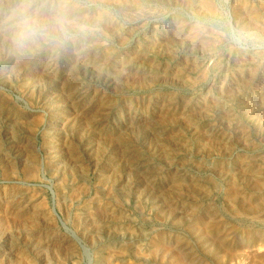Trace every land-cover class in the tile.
<instances>
[{
	"label": "rangeland",
	"instance_id": "1",
	"mask_svg": "<svg viewBox=\"0 0 264 264\" xmlns=\"http://www.w3.org/2000/svg\"><path fill=\"white\" fill-rule=\"evenodd\" d=\"M0 111V264H264V0H0Z\"/></svg>",
	"mask_w": 264,
	"mask_h": 264
},
{
	"label": "bare ground",
	"instance_id": "2",
	"mask_svg": "<svg viewBox=\"0 0 264 264\" xmlns=\"http://www.w3.org/2000/svg\"><path fill=\"white\" fill-rule=\"evenodd\" d=\"M241 6H243V5H241ZM205 7H206V6H205ZM208 7H209V6H208ZM238 7L240 8V6H238ZM244 7H247V6H244ZM244 10H245V9H244ZM202 12H203V11H202ZM240 12H241V11H240ZM243 13H244V12H243ZM244 14H245V13H244ZM247 14H248V13H247ZM246 16H247V15H246ZM239 17H240V16H239ZM241 17H242V16H241ZM241 19H242V18H241ZM248 20H249V19H248ZM250 20H251V19H250ZM67 21H68V20H67ZM6 23H7V22H6ZM251 23H252V22H251ZM251 23H250V24H251ZM66 24H67V23H66ZM78 24H79V23H78ZM240 24H241V23H240ZM246 24H247V23H246ZM255 24H256V22H255ZM177 25H178V24H177ZM249 27H250V26H249ZM254 27H255V26H254ZM248 30H249V29H248ZM251 30H252V29H251ZM255 30H256V29H255ZM252 31H253V30H252ZM254 32H255V31H254ZM204 34H205V33H204ZM210 36H211V35H210ZM204 37H205V36H204ZM261 37H262V36H261ZM193 38H194V37H193ZM200 38H201V37H200ZM196 39H197V38H196ZM203 39L205 40V38H203ZM218 39H219V38H218ZM206 40H207V39H206ZM220 40H221V39H220ZM198 41H199V40H198ZM207 41H208V40H207ZM190 42H191V41H190ZM210 42H211V40H210ZM214 42H215V41H214ZM215 43H217V42H215ZM211 45H212V44H210V46H211ZM213 45H214V44H213ZM206 48H207V47H206ZM251 57H252V56H251ZM260 58H261V57H260ZM255 59H256V58H255ZM257 59H259V58L257 57ZM239 61H240V60H239ZM256 61H257V60H256ZM242 62H243V61H242ZM254 63H255V62H254ZM124 67H125V66H124ZM119 68H120V67H119ZM121 68H122V67H121ZM255 70H256V69H255ZM238 90H239V89H238ZM1 108H2V107H1ZM0 112H1V111H0ZM13 117H14V114H13ZM137 155H138V154H137ZM135 156H136V155H135ZM135 159H136V158H135ZM7 162H8V161H7ZM243 163H244V162H243ZM33 164H34V163H33ZM241 164H242V163H241ZM136 165H137V164H136ZM252 165H253V164H252ZM25 166H26V165H25ZM239 166L242 167V165H239ZM243 167H244V166H243ZM245 167L248 168V166H245ZM255 167H257V166H255ZM30 168H31V167H30ZM219 169H220V168H219ZM239 169H240V168H239ZM258 169H259V168H258ZM243 171H244V170H243ZM254 171H255V170H254ZM224 172H225V171H224ZM255 172H257V171H255ZM29 173H30V172H29ZM62 183H63V182H62ZM176 184H177V183H176ZM61 186H62V185H61ZM63 186H64V185H63ZM111 188H112V187H111ZM63 191H64V188H63ZM165 196H166V195H165ZM165 196H164V197H165ZM242 197H243V196H242ZM260 197H261V196H260ZM32 200H33V199H32ZM68 200H69V199H68ZM72 200H73V199H72ZM235 200H236V199H235ZM245 200H246V199H245ZM13 201H14V200H13ZM38 201H39V200H38ZM29 202H30V201H29ZM29 202H26V204L29 203ZM66 202H67V201H66ZM89 202H90V201H89ZM248 202H250V201L248 200ZM7 203H8V202H7ZM93 203H94V202H93ZM159 203H160V201H159ZM10 204H12V203H10ZM24 204H25V203H24ZM26 204H25V205H26ZM36 204H37V203H36ZM156 204H157V203H156ZM249 204H250V203H249ZM39 205H40V204H39ZM95 205H96V204H95ZM97 205H98V203H97ZM162 205H163V204H162ZM246 205H247V204H246ZM246 205H245V206H246ZM5 206H6V205H5ZM5 206H4V207H5ZM8 206H10V205H8ZM8 206H6V207H8ZM12 206H13V205H12ZM252 206H253V205H252ZM10 207H11V206H10ZM26 207H27V205H26ZM36 207H37V209H38V206H36ZM108 207H109V206H108ZM8 208H9V207H8ZM21 208H22V207H21ZM89 208H90V207H89ZM256 208H257V207H256ZM22 209H23V208H22ZM35 209H36V208H35ZM35 209H34V210H35ZM113 209H114V208H113ZM4 210H5V209H4ZM43 210H44V209H43ZM83 210H84V209H83ZM6 211H7V210H6ZM20 211H21V210H20ZM20 211H19V212H20ZM35 211H36V210H35ZM114 211H115V210H114ZM196 211H198V210H196ZM16 212H17V211H16ZM38 212H39V210H38ZM43 212H44V211H43ZM85 212H86V211H85ZM4 213H5V212H4ZM79 213H80V212H79ZM91 213H92V212H91ZM91 213H90V214H91ZM32 214H33V213H32ZM77 214H78V213H77ZM168 214H169V213H168ZM263 214H264V213H263ZM35 215H36V212H35ZM48 215H49V214H48ZM82 215H83V214H82ZM91 215H92V214H91ZM169 215H170V214H169ZM212 215H213V214H212ZM218 215H219V213H218ZM5 216H6V215H5ZM29 216H30V215H29ZM87 216H88V215H87ZM166 216H167V215H166ZM214 216H215V215H214ZM214 216H213V217H214ZM1 217H2V216H1ZM10 217H11V216H10ZM16 217H20V215L17 214ZM91 217H92V216H91ZM164 217H165V215H164ZM216 217H217V216H216ZM43 218H45V217H43ZM48 218H49V217H48ZM82 218H83V216H82ZM88 218H89V217H88ZM93 218H94V217H93ZM214 218H215V217H214ZM23 219H25V218H23ZM31 219H32V218H31ZM31 219H30V220H31ZM41 219H42V218H41ZM50 219H51V218H50ZM169 219H170V218H169ZM212 219H213V218H212ZM216 219H217V218H216ZM19 220H20V219H19ZM28 220H29V219H28ZM30 220H29V221H30ZM51 220H52V219H51ZM77 220H78V219H77ZM91 220L93 221V219H91ZM94 220H95V219H94ZM161 220H162V219H161ZM81 221H82V219H81ZM88 221H89V220H88ZM88 221H87V222H88ZM170 221H172V220H170ZM170 221H169V222H170ZM175 221H176V220H175ZM218 221H219V220H218ZM0 222H1V221H0ZM3 222H4V221H3ZM3 222H2V223H3ZM20 222H21V220H20ZM33 222H34V221H33ZM33 222H32V223H33ZM46 222H47V221H46ZM48 222H49V220H48ZM70 222H71V221H70ZM82 222H83V221H82ZM220 222H221V220H220ZM16 223H17V222H16ZM64 223H65V222H64ZM213 223H214V222H213ZM215 223H216V222H215ZM13 224H14V223H13ZM17 224H19V223H17ZM85 224H86V223H85ZM90 224H91V223H90ZM6 225H7V224H6ZM30 225H31V224H30ZM46 225H47V224H46ZM65 225H66V224H65ZM96 225H98V224H96ZM210 225H212V223H210ZM23 226H25V225H24V222H23ZM35 226H36V225H35ZM214 226H215V224L213 225V227H214ZM222 226H223V225H222ZM225 226H226V225H225ZM28 227H30V226H28ZM45 227H46V226H45ZM87 227H88V226H87ZM0 228H1V227H0ZM43 228H44V227H43ZM210 228H211V226H210ZM218 228H219V227H218ZM224 228H225V227H224ZM224 228H223V230H224ZM30 229H32V228L30 227ZM65 229H66V228H65ZM208 229H209V228H208ZM208 229H207V230H208ZM227 229H228V228H227ZM230 229H231V228H230ZM230 229H229V230H230ZM34 230H35V229H34ZM67 230H69V232H70L72 238H74V239L77 240V241H80V238H79V236L76 234L75 231H73V230H71V229H69V228H67ZM67 230H66V231H67ZM205 230H206V229H205ZM223 230H220V231H223ZM229 230H228V231H229ZM157 232H158V231H157ZM245 232H246V231H245ZM129 233H130V232H129ZM193 233H194V232H193ZM220 233H222V232H220ZM220 233H219V234H220ZM257 233H258V232H257ZM156 234H157V233H156ZM168 234H169V233H168ZM226 234H228V233H225L224 235H226ZM229 234H230V233H229ZM232 234H233V232H232ZM51 235H52V234H51ZM154 235H155V234H154ZM44 236H45V235H44ZM46 236H47V234H46ZM64 236H65V235H64ZM64 236H62V237H64ZM89 236H91V235H89ZM167 236H168V235H167ZM172 236H173V234H172ZM207 236H208V235H207ZM219 236H220V235H219ZM219 236H218V237H219ZM50 237H51V236H50ZM60 237H61V236H60ZM151 237H152V236H150V238H151ZM153 237H154V236H153ZM227 237H228V236H227ZM45 238H46V237H45ZM69 238H70V237H69ZM155 238H157L156 240H158V242L155 243V244H156L155 247H157V249H158L157 253L160 252V251H165V252L167 251L166 253H169V254H170V252L173 253V252H172V248H170V247H172V244H171V242H170V239H171V238H167L165 234H158ZM224 238H226V237H224ZM57 239H58V238H57ZM148 239H149V238H148ZM148 239H147V240H148ZM183 239H184V238H183ZM54 240H55V239H54ZM173 240H174V239H173ZM35 241H36V240H35ZM150 241H153V240H150ZM221 241H222V239H221ZM221 241H220L219 243H222V244L225 243V242H221ZM45 242H46V241H45ZM139 242H140V241H139ZM183 242H184V241H182V243H183ZM258 242H259V241H258ZM258 242H257V243H258ZM61 243H63V245L65 246L66 244L69 245V244H71L72 242H70L69 240H66V239H65V240H61ZM61 243H60V244H61ZM148 243H149V242H148ZM187 243H188V242H187ZM219 243H218V244H219ZM50 244H51V243H50ZM136 244H137V243H136ZM138 244H139V243H138ZM149 244H150V243H149ZM205 244H207V243H205ZM213 244H214V243H213ZM57 245H58V244H57ZM57 245H56V246H57ZM68 245H67V246H68ZM74 245H75V244H74ZM131 245H132V244H131ZM173 245H174V244H173ZM176 245H177V244H176ZM201 245H202V244H201ZM211 245H212V244H211ZM53 246H54V244H53ZM72 246H73V245H72ZM72 246H69V247H72ZM82 246H83V245H82ZM178 246H179V245H177V247H178ZM180 246H181V245H180ZM184 246H185V245H184ZM215 246H216V245H214V247H215ZM258 246H259V245H258ZM125 247H126V246H125ZM134 247H135V246H134ZM137 247H138V245H137ZM150 247H153V246H150ZM150 247H149V248H150ZM198 247H199V246H198ZM210 247H211V246H210ZM210 247H209V248H210ZM220 247L222 248V245H221ZM245 247H246V246H245ZM259 247H260V246H259ZM52 248H53V247H52ZM67 248H68V247H67ZM138 248H139V247H138ZM140 248H141V247H140ZM173 248H174V247H173ZM242 248H243V247H242ZM58 249H59V247H58ZM64 249H65V248H64ZM73 249H74V248H73ZM109 249H110V248H109ZM121 249H122V248H121ZM123 249H124V248H123ZM145 249H146V248H145ZM145 249H144V250H145ZM152 249H153V248H152ZM175 249H176V248H175ZM203 249H204V248H203ZM238 249H239V248H238ZM244 249H245V248H244ZM246 249H248V248H246ZM104 250H105V249H104ZM124 250H126V249H124ZM131 250H132V249H131ZM134 250H135V249H134ZM141 250H142V249H141ZM189 250H190V249H189ZM209 250H210V249H209ZM209 250L206 251V252H210ZM223 250H224V249H223ZM249 250H250V249H249ZM61 251H62V250H61ZM145 251H146V250H145ZM148 251H149V250H148ZM150 251H151V250H150ZM150 251H149V252H150ZM175 251H176V250H175ZM180 251H181V250H180ZM202 251H203V250H202ZM220 251H221V250H220ZM220 251H219V252H220ZM225 251H226V250H225ZM235 251H238V250H235ZM55 252H56V251H55ZM122 252H123V251H122ZM133 252H135V251H133ZM133 252H131V253H133ZM178 252H179V251H178ZM223 252H224V251H223ZM227 252H229V251H227ZM247 252H249V251H247ZM259 252H260V251H259ZM57 253H58V252H57ZM87 253H88V252H87ZM123 253H126V252H123ZM136 253H137V252H136ZM166 253H165L164 255H166ZM190 253H191V251H190ZM224 253H226V252H224ZM231 253H232V252H231ZM234 253H235V252H234ZM257 253H258V252H257ZM144 254H145V253H144ZM144 254H143V255H144ZM195 254H196V253H195ZM209 254H210V253H209ZM213 254H214V253H213ZM237 254H238V253H237ZM237 254H236V255H237ZM247 254H248V253H247ZM88 255H89V254H86V253H85V257H86L87 260H88V264H91L92 257H91V256H88ZM136 255H137V254H136ZM145 255H146V254H145ZM145 255H144V256H145ZM172 255H173V254H172ZM187 255H188V253H187ZM220 255H221V254H220ZM226 255H227V254H226ZM226 255H225V257H226ZM239 255H240V254H239ZM241 255H242V253H241ZM241 255H240V256H241ZM245 255H246V254H245ZM245 255H244V256H245ZM249 255H250V252H249ZM249 255H248V256H249ZM252 255H253V254H252ZM58 256H59V253H58ZM101 256H102V254H101ZM113 256H114V254H113ZM144 256H142V257L145 258L146 256H145V257H144ZM156 256H157V255H155V257H156ZM181 256H182V255H181ZM184 256H185V255H184ZM193 256H195V255H193ZM223 256H224V255H223ZM237 256H238V255H237ZM244 256H242V257H244ZM61 257H62V256H61ZM105 257H106V256H105ZM115 257H116V256H115ZM117 257H118V256H117ZM159 257H160V256H159ZM171 257H172V256H171ZM205 257H206V256H205ZM212 257L214 258V259L212 258V259H213L212 262H213V264H214V261H215L216 257H215V256H212ZM22 258H23V257H22ZM75 258H76V257H75ZM129 258H130V257H129ZM131 258H132V257H131ZM163 258H164V257H162V259H163ZM167 258H168V257H167ZM173 258H174V257H173ZM173 258H171V259H173ZM206 258H207V257H206ZM219 258H220V257H219ZM219 258H218V261H219ZM229 258H230V256H229ZM247 258H248V257H247ZM104 259H105V258H104ZM107 259H108V258H107ZM158 259L160 260V258H158ZM177 259H178V261L176 262V264H182L181 261H183V259L180 260V257H179V256H177ZM185 259H187V258H185ZM190 259H191V257H190ZM192 259H193V258H192ZM203 259H204V258H203ZM209 259H210V258H209ZM212 259H211V260H212ZM230 259H231V258H230ZM230 259H229V260H230ZM232 259H233V258H232ZM236 259H237V258H236ZM243 259H245V258H243ZM248 259H249V258H248ZM255 259H256V258H255ZM55 260H56V259H55ZM76 260H78V259H74L73 256H70V255H69V256L67 257V259H66L67 262H72V263H75V264H76ZM111 260H112V259H111ZM118 260H119V259H118ZM141 260H142V259H141ZM167 260H168V259H167ZM221 260H222V258H221ZM223 260H224V259H223ZM245 260H246V259H245ZM253 260H254V258H253ZM257 260H259V259H257ZM63 261H64V260H63ZM104 261H105V260H104ZM106 261H107V260H106ZM160 261L162 262L163 260H160ZM175 261H176V258H175ZM186 261H187V260H186ZM191 261H192V260H191ZM197 261H198V257H197ZM201 261H202V260H201ZM227 261H228V260H227ZM230 261H231V260H230ZM232 261H233V260H232ZM251 261H252V258H251ZM255 261H256V260H255ZM255 261H252V262L255 263ZM51 262H52V260H51ZM53 262H54V261H53ZM77 262H78V261H77ZM130 262H131V261H130ZM137 262H138V261H137ZM140 262H141V261H140ZM158 262H159V261H158ZM169 262H170V261H169ZM199 262H200V261H199ZM216 262H217V260H216ZM222 262H223V261H222ZM259 262H261V259H260ZM259 262H258V263H259ZM78 263H79V262H78ZM98 263H99V261H98ZM101 263H102V262H101ZM109 263H110V262H109ZM163 263H164V262H163ZM194 263H195V261H194ZM256 263H257V262H256ZM49 264H50V263H49ZM51 264H52V263H51ZM119 264H120V263H119ZM130 264H132V263H130ZM138 264H139V263H138ZM153 264H154V263H153ZM155 264H156V263H155ZM171 264H172V263H171ZM188 264H189V263H188ZM226 264H227V263H226ZM228 264H229V263H228ZM230 264H232V263H230ZM238 264H239V263H238Z\"/></svg>",
	"mask_w": 264,
	"mask_h": 264
},
{
	"label": "clouds",
	"instance_id": "3",
	"mask_svg": "<svg viewBox=\"0 0 264 264\" xmlns=\"http://www.w3.org/2000/svg\"><path fill=\"white\" fill-rule=\"evenodd\" d=\"M66 21L61 20V23H65ZM20 26L23 30L29 31L32 30V22L30 18L22 13V18L20 21ZM232 39L235 43L242 45L244 41L247 39V36L241 31L233 28L231 32Z\"/></svg>",
	"mask_w": 264,
	"mask_h": 264
}]
</instances>
